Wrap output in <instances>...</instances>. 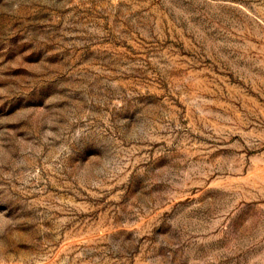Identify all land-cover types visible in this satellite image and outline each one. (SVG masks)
<instances>
[{"label": "rangeland", "instance_id": "rangeland-1", "mask_svg": "<svg viewBox=\"0 0 264 264\" xmlns=\"http://www.w3.org/2000/svg\"><path fill=\"white\" fill-rule=\"evenodd\" d=\"M0 264H264V0H0Z\"/></svg>", "mask_w": 264, "mask_h": 264}]
</instances>
